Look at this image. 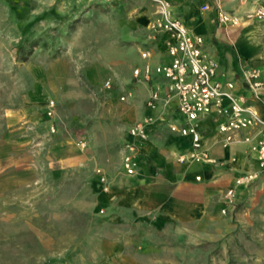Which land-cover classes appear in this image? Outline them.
Instances as JSON below:
<instances>
[{"label":"rangeland","instance_id":"374dc122","mask_svg":"<svg viewBox=\"0 0 264 264\" xmlns=\"http://www.w3.org/2000/svg\"><path fill=\"white\" fill-rule=\"evenodd\" d=\"M50 3L0 0V141L14 126L30 132L18 147L0 148L11 155L0 170L22 171L0 186V264H252L236 254L235 242L224 251L220 240H189L187 223L151 231L158 246L127 258V226L105 220L92 185L100 165L90 150L91 131L113 134L108 110L127 102L104 81L111 78L122 94L132 88L115 76L117 63L127 61L126 12L107 0H59L58 15L49 17ZM39 93L55 101L53 116L45 105L28 106ZM67 136L74 153L88 156L83 167H63L55 143Z\"/></svg>","mask_w":264,"mask_h":264},{"label":"crops","instance_id":"0c3cea01","mask_svg":"<svg viewBox=\"0 0 264 264\" xmlns=\"http://www.w3.org/2000/svg\"><path fill=\"white\" fill-rule=\"evenodd\" d=\"M49 1L50 5L45 8L49 11V17L52 13L58 15L56 2L59 0ZM169 1L174 14L189 30L204 37L206 51L218 63L217 79L233 81L235 93L245 97L246 103L254 106L264 117V98H253L242 76V68L250 65L261 70L264 81V22L254 20L235 26L224 25L218 21L216 10L217 5H223L230 12L242 16L256 4L264 6V0ZM113 3L122 7L120 9L127 16V61L117 63L115 76L119 81L131 85L132 94L125 100L126 103L108 110L115 119L113 134L110 131L101 136L94 131L90 133L91 159L94 164L100 165L93 175L92 185L97 190L103 213L107 215L105 220L115 226H127L121 239L127 245V258L132 253L145 254L158 246L151 238V231L187 223L193 230L187 236L189 240H220L224 243V251H228L230 243L235 242L232 246L236 248V254H246L252 264H264V176L248 186H237V206L227 207L225 197L227 189L235 185L237 176L259 169L256 155L249 152L245 143L224 146L218 124L225 117L210 114L201 118L199 131L211 156L223 162V165L177 161V154L187 150L191 143L190 137L173 133L169 128L173 121L182 123L177 99L172 97L169 102H164V77L154 74L149 81H138L134 74L135 69H142L147 63L155 66L172 59L166 45L167 35L160 33L153 36L149 29L155 14V3L152 0ZM205 4H209L210 8L203 9ZM142 49L150 51L148 58L141 56ZM156 84L162 86V99L155 108H149L147 101ZM112 89L117 93L116 98L120 99L122 92H117L114 82ZM31 98L33 100L28 106L47 105L42 93L34 94ZM146 115H152L155 122L149 128L148 139L141 141L140 166L136 174L127 175L122 157L123 146L129 138L128 130ZM14 118L12 116L10 119ZM30 118L36 121L37 114L31 113ZM28 131L24 125L12 127L8 137L0 141V148L4 149V145L18 147L28 140ZM55 146L60 151L59 158L64 168L70 167L71 161L83 167L88 159V156L84 158L83 154L74 153L73 139L68 136L62 137ZM10 157L4 151L0 153V161H9ZM99 171L106 176L105 181H101ZM16 172L19 174L22 171L11 170L9 174L8 170L1 169L0 186L6 183L5 177H14ZM225 207L227 212L223 213ZM177 235L176 238H179L180 234ZM118 240L115 239V242L118 243ZM118 247V244H114V248Z\"/></svg>","mask_w":264,"mask_h":264},{"label":"built area","instance_id":"2783aa9c","mask_svg":"<svg viewBox=\"0 0 264 264\" xmlns=\"http://www.w3.org/2000/svg\"><path fill=\"white\" fill-rule=\"evenodd\" d=\"M120 2L122 0H107ZM155 3V14L149 23L153 36L160 33L167 35L166 45L171 61L155 66L147 63L142 69H135L134 74L138 81H149L152 76L160 75L165 78V94L163 98L167 103L172 97L177 99V110L182 117V123L175 121L169 124L171 132L184 137H190V147L177 154V161L199 162L214 166H221L223 162L211 156L204 146L199 122L202 117L215 114L225 117L218 124V131L223 134V145L245 143L249 152L254 153L258 160L259 169L241 174L235 178V185L225 193L227 207H235L237 203V186L250 185L259 177L264 176V117L252 105L246 103L243 96L235 93L233 81L222 82L217 79V61L206 51L205 39L201 34L193 33L188 26L174 14L172 3L169 0H152ZM205 4L203 9H209ZM217 19L224 25H239L243 21L264 20V6L256 4L242 16L232 13L217 5ZM143 58L150 56L148 49H142ZM242 76L253 98H264V81L261 79V70L246 65L242 68ZM106 89L113 88V81H104ZM162 86L156 84L151 89L147 101L149 108H155L162 99ZM132 94L127 90L120 96V100H127ZM47 113L53 116L56 103L53 99L47 102ZM155 122L152 115H146L128 130L129 138L123 146L122 165L127 175H134L140 166L141 141L148 139V132ZM51 131L56 128L51 125ZM246 132L242 134V132ZM78 145L86 147L85 139L80 138ZM235 160V158H232ZM101 181L106 180L103 172L99 171ZM200 179V176H197ZM223 213L227 208L222 209Z\"/></svg>","mask_w":264,"mask_h":264}]
</instances>
